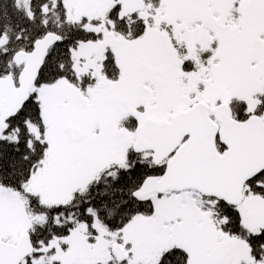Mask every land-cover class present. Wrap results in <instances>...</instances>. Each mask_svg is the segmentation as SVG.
<instances>
[{
	"label": "rangeland",
	"instance_id": "rangeland-1",
	"mask_svg": "<svg viewBox=\"0 0 264 264\" xmlns=\"http://www.w3.org/2000/svg\"><path fill=\"white\" fill-rule=\"evenodd\" d=\"M17 2L31 15V0ZM157 3L64 0L69 20H89L86 29L101 34L102 39L79 43L73 49L78 74H90L95 80L86 90L66 81L33 89L42 107L45 131L41 135L35 127L30 129L47 148L42 165L24 190L44 204L70 202L111 165L124 164L134 141V132L126 123L142 127L144 138L150 140L153 122L164 123L191 103L205 101L214 107L239 99L247 103L249 111L257 106L264 89V68L247 67L246 52L239 56L226 52L220 33H213L204 17L194 19L204 10L198 5L205 6V0ZM117 6L119 18L137 14L144 20L141 37L130 39L114 31L108 16ZM228 28L225 24L216 31ZM107 33L115 37L112 51L120 68L117 81L102 71ZM258 38L264 42V32ZM72 128H79L85 138L71 142ZM148 198L154 206L152 215H138L117 231L96 220V234L91 236L87 225L78 222L68 236L51 241V259L32 256V264H158L161 256L174 248L187 253V264H264V257L256 261L251 256L248 242L222 230L195 193ZM236 209L246 230L258 233L264 228V199L248 187L243 204ZM31 217L22 193L0 184V241L16 244L34 222L43 219L36 216L33 221ZM117 248L123 259L115 255Z\"/></svg>",
	"mask_w": 264,
	"mask_h": 264
},
{
	"label": "trees",
	"instance_id": "trees-1",
	"mask_svg": "<svg viewBox=\"0 0 264 264\" xmlns=\"http://www.w3.org/2000/svg\"><path fill=\"white\" fill-rule=\"evenodd\" d=\"M144 1L158 4V0ZM30 9L31 15H28L18 5L17 0H0V79L11 76L17 85L22 67L14 64L13 57L19 52H31L36 41L46 34L54 33L60 41L50 49L35 87L52 86L66 81L78 89L86 90L95 80L90 74H78L73 60V49L79 43L97 42L102 39V35L86 29L90 22L87 19L80 22L70 21L64 0H31ZM118 10L119 6L113 8L108 16L114 31L130 39L141 37L145 33L144 20L137 14L119 18ZM102 71L110 80L117 81L120 77L116 57L109 48L102 62ZM33 89L23 109L6 123L5 129H0V184L21 192L29 215L43 218L42 221H36L31 217L36 221L27 233L35 247L32 256L40 259L45 255L47 260L51 259V253L54 252V249L51 251V241L55 237L68 236L78 222L87 225L88 234L91 236L96 234L93 228L96 220L110 231H117L138 215H152V201L149 198L136 199L133 193L147 178L163 175L166 163L154 165L151 152L135 154L132 148L128 151L124 164L111 165L66 204L46 205L36 195L25 192L24 186L42 165L47 148L43 139L35 137L30 129L31 126L35 127L41 135L45 131L42 107ZM229 104L236 120L245 121L253 114L263 116L264 89L259 94L253 111H249L247 103L239 99H232ZM125 126L133 132L137 128L131 122ZM217 147L220 151L224 149L219 141ZM247 187L250 192L264 199V172L249 182ZM195 195L204 203L203 209L208 210L211 217L221 223L223 231L248 242L251 256L256 261L263 259L264 228L258 233L250 232L242 225L236 208L213 198L197 193ZM45 248L46 253L43 250ZM31 257L26 264H32ZM187 261V253L174 248L165 252L158 264H187Z\"/></svg>",
	"mask_w": 264,
	"mask_h": 264
},
{
	"label": "water",
	"instance_id": "water-1",
	"mask_svg": "<svg viewBox=\"0 0 264 264\" xmlns=\"http://www.w3.org/2000/svg\"><path fill=\"white\" fill-rule=\"evenodd\" d=\"M60 41L46 34L35 42L31 52L13 57L22 67L17 85L11 76L0 79V129L17 116L31 96L50 49ZM103 44L115 48L114 35L107 33ZM152 137L146 140L143 128L134 131L135 154L151 152L152 163L165 162L163 175L147 178L133 193L136 199L167 193L195 192L225 205L238 208L245 200L249 182L264 172V115L253 114L245 121L233 117L227 102L214 107L205 101L193 103L164 123L153 122ZM85 134L79 128L70 130L71 142H80ZM217 141L224 147L220 152ZM35 251L29 234L16 244L0 241V264H22ZM115 255L123 259L117 248Z\"/></svg>",
	"mask_w": 264,
	"mask_h": 264
},
{
	"label": "flooded vegetation",
	"instance_id": "flooded-vegetation-1",
	"mask_svg": "<svg viewBox=\"0 0 264 264\" xmlns=\"http://www.w3.org/2000/svg\"><path fill=\"white\" fill-rule=\"evenodd\" d=\"M200 1L202 0H199V3ZM205 2V6L198 5L204 10L200 11V15L199 13L198 16L194 15V19L204 17L205 21L213 26V33H220L219 38L225 44L226 52L234 56L246 52L249 58L247 67L251 68L254 65L264 68V42H258V35L262 36L264 32V0H205ZM205 12L208 13L207 17ZM225 24L230 28L225 32L216 31Z\"/></svg>",
	"mask_w": 264,
	"mask_h": 264
}]
</instances>
